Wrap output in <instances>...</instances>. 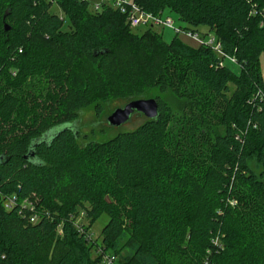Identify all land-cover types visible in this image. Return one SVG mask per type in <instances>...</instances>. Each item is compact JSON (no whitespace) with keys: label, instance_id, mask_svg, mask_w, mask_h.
<instances>
[{"label":"trees","instance_id":"1","mask_svg":"<svg viewBox=\"0 0 264 264\" xmlns=\"http://www.w3.org/2000/svg\"><path fill=\"white\" fill-rule=\"evenodd\" d=\"M134 1L206 26L238 71L212 46L132 32L111 6L0 0L2 264H264V0ZM152 87L189 102L177 113L156 97L158 117L81 142L82 108ZM7 195L38 196L50 216L31 223L30 207L4 208ZM80 212L90 225L109 215L101 242L79 229Z\"/></svg>","mask_w":264,"mask_h":264},{"label":"rangeland","instance_id":"2","mask_svg":"<svg viewBox=\"0 0 264 264\" xmlns=\"http://www.w3.org/2000/svg\"><path fill=\"white\" fill-rule=\"evenodd\" d=\"M102 0H89L88 5L89 8L93 12H100L103 10L101 9H95L94 4L101 2ZM51 10L54 11L55 13L59 14L61 18H64V24H63V29H69L70 21L67 16V14L56 4L53 3L51 6ZM159 14H163L164 17H170L173 19L174 23L172 27L168 26H163V25H155V24H147V25H140L137 27H130V30L134 33L141 34L148 30L149 28H153L155 32L157 33H162L164 39L166 41H173L175 39H179L180 41H183L184 43L192 46V47H199L201 45V42L196 40L195 38L191 37L188 35L184 30H191V31H199L201 32H207L208 28L204 25H200L198 27H192L188 25L186 22H184L178 13L170 10V9H165L164 11L160 12ZM153 26V27H149ZM187 27V28H184ZM176 29H180L179 32H176ZM202 38H205L206 36L218 40L217 36L215 35L214 32H210L208 34H200ZM207 37V38H208ZM210 39V40H212ZM216 46V44H215ZM220 55H222L220 52L216 51ZM171 53V52H169ZM174 58L176 57L175 53H172ZM169 57V55H167ZM224 57V55H222ZM171 58V57H169ZM235 57L234 56H229L225 59V63L230 64L233 69L238 71V65L234 61ZM172 61H175V59H172ZM176 62V61H175ZM182 62H186V60L183 58ZM260 69L261 73L263 75L264 79V53L260 55ZM85 72V71H84ZM147 97H161L162 100L166 102L167 105H169L175 112L177 113H182L184 105L187 104L189 101L187 98H182L178 96L173 90L167 89L165 91H162L159 87H152L146 92ZM127 102L126 99L122 98H114L110 99L106 103L102 104L103 109L102 111H97L95 106L89 105L87 107H84L81 109L80 112V117L75 121L73 126L77 128L80 131V140L82 143L89 141V140H94V141H105L108 140L112 137H114L116 134L122 132V131H128L136 128L145 118V116L140 113H135L132 115L130 120L126 121L125 123L119 125V126H114L111 125L108 122V115L116 108L119 106H123ZM55 120H57L54 116L49 118L48 124L54 123ZM250 164L252 167L259 172V164H258V158L257 156H253L250 159ZM65 187V186H64ZM35 197V196H34ZM40 199L38 196L35 198H29L26 197L22 199L20 202L25 204L27 207L33 208L34 210H37V206L40 205L39 203ZM39 203V204H38ZM41 209V208H40ZM44 209V208H42ZM109 220V215L107 213H102L101 216L96 219L91 225L89 224V219L87 218L86 214H83L80 212L78 216L75 218V223L77 225L84 224L87 228L86 232L92 237L93 243L96 242H101L102 240V229L105 226V224ZM83 228V227H82ZM83 228V230H85ZM61 225H58L57 228V233L59 236L62 234L61 233ZM96 250L97 247L96 245L93 246V250ZM96 255V254H95ZM101 263V262H100Z\"/></svg>","mask_w":264,"mask_h":264},{"label":"built area","instance_id":"3","mask_svg":"<svg viewBox=\"0 0 264 264\" xmlns=\"http://www.w3.org/2000/svg\"><path fill=\"white\" fill-rule=\"evenodd\" d=\"M49 1L55 2L56 0H49ZM84 1H89V0H84ZM105 6H111L119 10L121 13H123L126 16V20L130 27H137L143 24L144 25L155 24V25H163V26L172 27L174 23L173 19H171L168 16L164 17L163 14H159V13L154 14L152 12L144 10L134 0H102L101 2L94 4L95 9H101ZM179 31L180 29H176V32H179ZM184 31L191 37L200 41L201 44L212 46V48L215 51L220 52L222 55H224V57H229V56H226L224 52L221 50V45L218 40L212 39L208 36H206L205 38H202L200 36L201 33L199 31L197 32L191 31V30H184ZM234 61H236V59ZM223 64H224V61L221 62V65ZM2 203L6 210H13L16 206L20 204L21 208L19 210V213H21L22 209L26 208V205L19 201L17 195H7L3 197ZM30 210L32 211V213L29 216V221L31 223H35L39 221L41 218H43L42 215H46L48 217L50 216L49 213H46V212L40 214L38 213V211H35L33 208H30ZM79 229L84 231L81 226H79ZM87 238L91 239V236L87 234ZM3 259H5V255L0 254V264H2ZM103 263L104 264H118L116 256L111 255V254H105L103 256Z\"/></svg>","mask_w":264,"mask_h":264},{"label":"water","instance_id":"4","mask_svg":"<svg viewBox=\"0 0 264 264\" xmlns=\"http://www.w3.org/2000/svg\"><path fill=\"white\" fill-rule=\"evenodd\" d=\"M135 113L143 114L149 119L158 117L159 104L157 99L155 97H147L129 100L123 106L116 107L108 115L107 119L111 125L119 126L130 120Z\"/></svg>","mask_w":264,"mask_h":264}]
</instances>
